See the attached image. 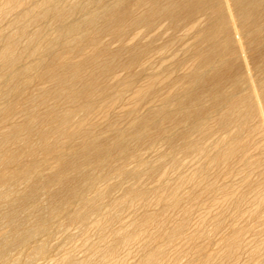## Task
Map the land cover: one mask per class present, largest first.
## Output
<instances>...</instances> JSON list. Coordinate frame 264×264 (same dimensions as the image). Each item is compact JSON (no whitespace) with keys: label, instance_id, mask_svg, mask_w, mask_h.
<instances>
[{"label":"bare ground","instance_id":"obj_1","mask_svg":"<svg viewBox=\"0 0 264 264\" xmlns=\"http://www.w3.org/2000/svg\"><path fill=\"white\" fill-rule=\"evenodd\" d=\"M27 1L5 0L3 4H0L2 15L0 18L6 17L9 12L11 14L15 8L24 6ZM127 1L129 0H78L76 2L74 0V3L66 4L67 0H39L31 8L21 11L17 9L19 14L13 24L16 26L15 31L11 32L7 29L8 33H0V44H2L0 47V97L2 99L15 97V100L0 106V124L4 123L5 126L7 123L6 129L0 130V221L9 228V234L0 239V264H10L11 261L13 264H25L24 256L15 257L18 254L12 256L13 249L22 252L31 247L32 255L26 258L32 261L39 257H46L50 252V250L47 252L46 248L48 238L55 234L53 221L63 212L68 213V221L78 224L83 233H87L94 227L102 237L106 234L112 221L122 217L121 212L125 210L124 207L127 203L131 206L138 204L149 206L152 202L160 203L162 209L159 208L162 215L177 208L180 209V205L185 199L179 191L181 183L171 185L162 179L163 186L160 190L147 189L142 185L135 186V183L140 181L144 174L152 177L155 170L166 171L169 169V167L163 168V165L166 164L164 160H161L157 165L146 160L144 157L146 151L158 150L160 147L158 143L161 142L172 151H179L185 156L193 155L198 160L206 158L211 165L226 164V168L230 170L233 162L231 160L239 152H243L241 155L243 158L246 155L247 144L243 142L241 136L244 125L257 115L264 122V81L257 79L253 72L254 70L260 72L264 70V0H226L227 8L224 5L225 0H136V4L147 5V11L141 14H135L130 5L131 2L127 3ZM201 11L205 12L209 18V26L202 37L210 42L206 47L196 51V61L188 73L174 80L171 79L170 84L173 89L162 95L161 105L134 117L125 129L119 127L113 129L112 126L106 135H96L92 127H87L89 116L95 114L96 111L101 110L107 113L106 111L109 110L111 113V107H116V104L122 101L125 89L133 84L132 79L136 74L131 77L133 72L130 76L128 75V78L117 82V84L111 82L113 86L117 85L113 89L107 79L110 77L109 75L115 73L116 68L119 67L131 69L138 62L140 63L139 60L144 53L143 51V53L139 52L137 46L132 44L130 52H128L129 56L124 51L128 58L126 60L122 58L120 61L117 59L118 50L109 49L108 45L101 42L100 35L108 33L114 37L122 38L131 29L142 27L146 33L156 27L157 21L159 22L163 17L168 20V25L175 29L194 21ZM42 20L53 21L55 27H51L53 28L52 32L47 33V29L39 27L30 33L29 23L36 22L38 26L40 25L39 21L44 24ZM45 26L48 27V24ZM24 36L27 37V40L22 44ZM108 37L103 39L106 41V39H110ZM57 46H60L59 50L56 49ZM19 49L21 51H18ZM123 49L125 48L123 47ZM26 54L34 57V61L24 63L22 60ZM218 56H224L220 65L210 73L203 72L202 68L211 65ZM239 57L244 60L246 71L243 70L245 65L239 62ZM128 74H130L129 71ZM35 78L49 84L38 87L37 94L25 96V88ZM155 81L157 79H151L147 84L135 89L133 98L136 104L142 99H146L154 91ZM245 81H249L250 90L247 93H240L239 89ZM228 87H231V90L227 93L225 90ZM29 89L30 93L33 92L28 86ZM22 97L25 98L24 102L27 100L29 103L27 102L28 104L25 106L22 104L21 107L18 104V99ZM206 97L209 98L208 103L205 101ZM49 100H52L53 103H49ZM53 100L58 104L60 101L61 104L65 102L64 105L67 103L71 107L60 109L59 107L62 106H56L57 104L55 105ZM134 110L135 107L129 111V114ZM18 112L23 114V120L20 121L19 113L15 117L19 116L17 118L19 122L18 120L13 121L12 118ZM77 112H81L80 115L83 114V117L74 120ZM208 118H213L215 125L208 123ZM95 119H93L94 122ZM94 122L92 121L93 124ZM116 122L118 123L117 120ZM165 123H170V128L166 127ZM234 124L236 127L232 128ZM1 126L3 128L2 124ZM219 132L221 135L216 137ZM193 133L194 135L198 133V137L191 138ZM33 135L37 136V144H33L35 141L32 143ZM213 136L211 143L204 145V142ZM77 138L80 141L73 145ZM16 143H20L18 147L9 148L8 145ZM143 145L145 146L144 152L141 150ZM39 150L43 153L41 160L35 156ZM25 155L31 156L30 161H23ZM54 156L58 157V160L57 163L52 164L50 160ZM167 156L169 157V153L162 151L159 157L163 159ZM259 158L262 159V157ZM116 159L120 162L114 163ZM131 162L136 164L129 167ZM193 163L190 167L193 166ZM14 164L15 166H13ZM180 164L173 155L170 169H178ZM206 165L207 163L201 164L199 168L201 170L199 178L202 181H204L203 172L206 170ZM43 166L52 167L48 173L44 174ZM113 178L115 180L111 181ZM125 180L136 181L128 186L126 195L121 198H114L113 195H110L114 188L123 186ZM156 182L160 184L158 180ZM21 185L24 187L18 189ZM207 186L211 190L215 188L213 182ZM224 194V200L232 198V194L228 190L224 191ZM42 195L46 196L48 201L46 204H42ZM110 196L112 197L110 198ZM107 197L110 199L108 198L109 200L106 201ZM194 198L198 197L195 195ZM237 202H241L240 198ZM256 203L257 206L253 210L260 218L264 205V190L257 196ZM70 207L73 208L70 209ZM151 208L156 210L155 207L153 209L151 206ZM185 212L188 214V210L185 209ZM33 215L35 219L27 223L26 221ZM222 215L224 216V212ZM128 217L130 218V216ZM157 218L153 213L146 211L137 227L131 232H126L125 228L116 226L115 229L112 228V234L114 236L116 234L117 239H113L112 243L108 241V244L94 243L92 245L91 250L98 253V258L88 256L89 258L78 260L73 253H68V250V254L65 252L63 261L65 264H95V262L97 264H120L123 261V258L120 257L122 252L119 254L120 249L136 242L139 243V239L147 233L148 226L155 221L158 222ZM239 220L241 221V219ZM161 223L166 224L164 220L159 221L157 224L160 228ZM220 223V220H216L214 229L219 228ZM72 226L70 230H72ZM185 228L186 222L185 219H182L167 233V244H175L178 239L186 237L195 240L204 234V230H202L187 236ZM153 229L155 228H152V232ZM244 229L246 230L240 225L233 226L229 233H225L226 237L223 238V243L226 258L237 257V252L242 247L241 239ZM220 230L222 231V229ZM6 231L8 232V230ZM42 236H46V239L40 238ZM94 236L96 235L94 234ZM156 236L158 235L156 234ZM245 237L243 238L245 239ZM150 240L148 239V242ZM157 242L159 243V241ZM262 244H255L253 249L249 248L248 250L252 249V253L258 255L263 247ZM198 248L203 250L202 246ZM127 252L125 251V253ZM145 253L140 264H160V258L164 255L165 249L162 247L151 248ZM125 256L128 257V255ZM129 256L131 257V255ZM211 257V255H206L202 261L200 260V264H209L208 261ZM53 259L52 262H54ZM259 264H264V260Z\"/></svg>","mask_w":264,"mask_h":264},{"label":"rangeland","instance_id":"obj_2","mask_svg":"<svg viewBox=\"0 0 264 264\" xmlns=\"http://www.w3.org/2000/svg\"><path fill=\"white\" fill-rule=\"evenodd\" d=\"M4 1L5 0H0V4H3ZM37 1H39V0H28L24 6L15 8L14 10L11 11V14L9 12L7 15L8 17L3 16L2 18H0V20H2L1 21L2 23L0 22V33L1 32L2 33H4V32L8 33L7 29L11 32L15 31L16 26H14L13 24H15L14 21L19 14L17 9L19 11H21L22 9L25 10V9L31 8L32 6H35ZM67 1L69 2V0H67ZM76 1H78V0H75V2ZM68 2H66V4H71V3H74V0H72V1L70 0V3H68ZM127 3H130V5L133 7V11L135 14H141V13H145L147 11V9H146L147 5H143L144 3L143 4L142 3L136 4V0H129V1H127ZM224 5L227 8L226 0H225ZM198 15H197L198 17L194 21L189 22L187 25L180 26V27L175 28V29H174V27H170L168 25V20L163 17L161 20H159V22L157 21V25H155L156 27H154L152 30H150L149 32H146V33H144L145 31H144V28L142 27L143 29L142 28L131 29L130 30L131 33L129 31L127 33V35L123 36L122 38L114 37L108 33L104 34L103 36H102V34L100 35V40L103 44L108 45L109 49H111L113 51L118 50L117 59H120V61H122L121 60L122 58L125 60L128 58L127 54L129 56L128 52H130L132 44H134L133 46H137V48L139 49L138 50L139 52H141V53L144 52V53L141 55V58L139 60L140 63L138 62L137 63L138 65L136 64L137 66L134 65L131 69L119 67V68H116L117 73L115 72L112 75H109L110 77L107 79L110 81L109 82V85H110L111 82L117 84V82L124 81L126 78H128V75L130 76L133 72H134V74H132L131 77H133L136 74L135 77H133V79H132L133 84L130 87H128L127 89H125L123 99L121 102H119L120 104L118 103V104H116V107L115 106H113V108L111 107V109H112V111L110 109L111 113L109 112V110L106 111L107 113H105V111H101V110L96 111L97 113L95 112V114L93 113L91 115L92 117L89 116V118H88L90 120H87V122H88V123H86L87 127L88 126L92 127L94 130V133L96 135H106V134H108L107 131L110 130L112 126L114 127L113 129H116L118 127L125 129L129 126L131 119L153 109V107L161 105L160 99H161V97H163L162 95H164L165 93H167L173 89V88H171V84H170L171 81L174 80L175 78L181 77L183 74L188 73L190 71L189 69L191 68L192 64L196 61V56H195L196 51L198 49H202V48L206 47V45H208L210 42L208 40H204L202 37L203 33H205V31L207 30V28L209 26V18L207 17L206 13L202 12V11L199 12ZM1 16L2 15L0 13V17ZM262 19H263V17H262ZM42 21H44V24L40 23L41 21H39L38 24H40V25H38V26H37L36 22H34L33 24L29 23V32L32 33L39 27L47 29V33L52 32V29L55 27V26H53V21L52 22L49 20H46V21L42 20ZM46 22L48 24V27L45 26V25H47ZM30 24H32V25H30ZM41 24H43V25H41ZM49 26H50V28H49ZM11 27H12V30H10ZM51 27H53V28H51ZM13 28H15V29H13ZM136 31H137V33H135ZM105 36L106 37L109 36L108 38H110V39H108V40L106 39V41H105L104 40L106 38ZM26 40H27V37L24 36V39H22V44L26 43ZM123 40H125V41H123ZM1 46H2V44H0V47ZM123 47L125 49H123ZM121 48H122V50H121ZM145 48H147V49H145ZM20 49L18 51H21ZM56 49L59 50L60 46H57ZM126 50H127V52H126ZM120 51L122 52L123 55L121 54ZM124 51L127 54H125ZM249 54H251L250 51H249ZM124 55L126 58L123 57ZM119 56L120 57L122 56V57L120 58ZM228 56H225V57H228ZM223 57L224 56L216 57L213 60L211 65H207V66H204L202 68L203 72L210 73L216 66L220 65ZM78 58H79V56H78ZM238 60H239V62H242L245 65L242 57H239ZM22 61H24V63H30V62L34 61V57H31V56L26 54V55H24V58ZM120 68H121V70H120ZM117 69L120 72H118ZM133 69H134V71H133ZM243 70H245V71L247 70L246 65L243 66ZM128 71L130 74H128ZM253 72L256 75L257 79H261L262 81H264V70H262L261 72L254 70ZM151 79L152 80L157 79V81H155L156 87L154 86V91H152L146 97V99L144 98L136 104L134 101V98H133L135 89L137 87H140L142 85L147 84L148 81ZM37 82H38V84H36ZM107 83H108V81H107ZM45 84H49V83L48 82H42L41 80H38L35 78L30 84H28L29 88H31L33 91L31 93H33V94L30 93L31 90L30 89L28 90V86H27L25 88L26 93L24 92L25 96L26 95L32 96V95L37 94L39 92L38 89ZM116 84H114V85L117 87ZM246 85H247V87H246ZM115 86H113L112 84L110 85V87H112V89L116 88ZM243 86H244V88H243ZM243 86H241V88L239 89L240 90L239 92L240 93H247L251 87L249 81L248 82L245 81ZM121 87H123V86H121ZM34 90H36V91H34ZM230 90H231V87L230 88L228 87L225 91L228 93V92H230ZM34 92H36V93H34ZM154 94H155V96H154ZM21 99H18L19 106H21L22 104H23L22 106H25L29 103V101H27V100H26V102L23 101V100H25L24 97H22ZM13 100H15V97H10V99L9 98L8 99H2L0 97V106H3L7 102H10ZM53 101H54L55 105L57 104L56 106H58V105L62 106V107H59L60 109H65L64 107L69 106V104H67V103H66L67 106H66V104L64 105L65 102H62V104H61V101H60L58 104V102L55 103V100H53ZM133 101H134V103H132ZM205 101H207V103H208L209 98L206 97ZM49 103H53L52 100H49ZM69 107H71V105ZM133 107H135L134 112H131L129 114V111L132 110ZM42 108H44V107H42ZM224 108H226V107H224ZM103 112H104V115H103ZM80 113L81 112L76 113V115L74 116V118H75L74 120H77L78 118L80 119L83 117V114L80 115ZM18 114H19V116L21 115L19 118L20 121L23 120V118H24L23 114L21 112H18L12 118L13 121L18 120V122H19V119H17L19 116L17 118H15ZM257 116H254L252 119H250L244 125V127H243L244 131L242 130V133L240 132L241 136L243 137V142H246V144H247L246 155H245V158H243V156H241V155H243V152H239V154H237V156H235V158L233 160H231L233 162L231 163L232 168L230 170H228V168H226L227 167L226 164L225 165L221 164L222 166L221 165H211L209 160H207L206 158H202L201 160H198V158H194L193 155L185 156L184 153H181L179 151H172L171 149H168L167 145H163V143L160 142V144L158 143V145H160L158 150H151V151L147 150L145 155L143 154L144 157L146 158V160H149L150 162H152L153 165H157L160 163L161 160L162 161L164 160V163H166L168 165H166V164H165V166L163 165V168L169 167V169H170L172 156L174 155L177 158V160L179 161V163H181L178 166V169L177 168L175 170H173L174 168L173 169L171 168L170 170L168 169L169 171L172 172V173L170 172L171 175H170L168 170H166V171L165 170H155V173L153 175L154 177L153 176L148 177L147 174L146 175L144 174L145 176L143 175L144 177L142 176V179L140 181H137V182L135 180H131V181L125 180L122 184L123 186L114 188L110 194V195H113L114 198L124 197L127 193L126 189L128 188V186L131 185V183H134V182H136L135 186H141L142 185L144 188H147V189L150 188L151 190H154V189L160 190L163 186L161 183L162 179H164L163 181H167L171 185L181 183V186L183 188L180 186L179 191L182 195H184L185 199L182 201V203L180 205L181 207L179 206L180 209L177 208L174 211L173 210L171 212L169 211L170 213L168 212V213H165L164 215H162L161 211H160L162 209V207H160V206H162V205H159L160 203L152 202V203H150L149 206H143L141 204L131 206V204L127 203L128 205L125 204L124 208L128 212L123 210L121 212V215L123 214L122 217H120V219L112 221L111 226L107 229L106 234L102 237H101V234L99 233V231L96 228L94 229V227H92L87 233H83L81 231L80 227H78V224H73L70 221H68V219H67L68 213L63 212L62 215H59L58 217L55 218V221H53L54 223L52 225H53V227H55V234L52 237L48 238V243L46 245V248L48 249L47 252L49 250H50V252L47 253L46 257H39L33 261L26 258L27 256L32 255L31 251L33 252V249L31 247L27 248L25 251H22V252H21V250L18 251V249H16V250L13 249L11 252L12 256H14L16 254H18V255H16L15 257H18L19 255H20V257L24 256L25 259H24V257H23V259L25 260V264H29V263L35 264L36 261L39 259H42V260L38 261L39 264H47L48 262H49V264H56V263L60 264L61 262H62V264H65V261H63V257L68 253H73L75 258L78 260L86 259L88 256L89 257H95L96 256L95 258H98V253H95L91 250L92 245L94 243H98V244H100V243L106 244L107 243L108 244L109 242L112 243L115 239H117L118 236L116 234H115V236H114V234H112V228L113 229H115L116 227L117 228H119V227L125 228L126 232H131L132 230H134L137 227L138 223L142 219V216L147 211V212L153 213L156 218L158 217L157 218L158 222L155 221L148 226L147 233H145L143 235V237L141 239H139L141 243L136 242V243L130 245L131 247L126 246V247H122L120 249L119 254L122 252L120 254L121 255L120 257L123 258V261L120 264H140L142 261V258H144L145 254H146L145 252H147L148 250H151V248L156 249L159 247L164 248L165 253H166V254L164 253V255L161 256L160 264H166V263L167 264H178V263L179 264H200L201 263L200 260L202 261L206 255L212 256L210 258V260L208 261L209 264H254V262H255V264L261 263L264 260L263 259L264 258V214H263L264 213V205L262 207L260 218L257 217V214L254 213L253 209L256 208V206H257V203H256L257 196L260 195L261 192L264 190V172H263L264 171V122H263V120L260 119L261 117L259 115H257ZM93 119H95V122ZM110 119L112 122L110 121ZM119 119H120V121H119ZM116 120L118 121V123L116 122ZM92 121L94 122V124L92 123ZM113 123L115 124V126ZM208 123L215 125L213 118H211V119L208 118ZM1 124L3 125V128L1 126ZM1 124H0V130L6 129L7 123H5V126H4V123H1ZM165 126L166 127L169 126V128H170L171 124L165 123ZM234 126L236 127V125L234 124V125H232V128H235ZM245 126H246V129H244ZM95 128H96V131H95ZM97 131H98V134H97ZM245 131H246V133H245ZM220 133L221 132L217 133L216 137H217V135L218 136L221 135ZM193 135H194V133L191 135V138L198 137V133H195L194 136ZM213 138H214V136L211 139L206 140L204 142V145L210 144L211 141L213 140ZM33 141H35V142L33 143ZM37 141H38L37 136L33 135L32 136V143L37 144ZM79 141H80V139L77 138L73 145H76ZM19 144L18 143L13 144L14 147H12L13 146L12 144H11L12 146L11 145H8V146H9V148L14 149L15 147H18ZM162 145H163V147L161 148ZM144 148H145V146L143 145L141 147V150L143 152L145 151ZM162 151L168 152L169 157L167 156V157L161 159V157H159V156H160ZM158 153H159V155H158ZM179 153H181V154H179ZM42 154H43L42 151L39 150L37 152V155H35V156L39 160H41ZM28 156L29 155L23 156V161H26V160L30 161L31 156H29V157ZM151 156H152V158H151ZM170 157H171V160H170ZM259 157H262V159ZM184 158H186V159H184ZM57 160H58V157L54 156L53 158H51L50 162L52 164H55V163H57ZM118 161L120 162V160L116 159L114 163H118ZM193 161H194V163H193ZM199 161H200V163L198 164ZM192 163H193V166L190 167V165H192ZM206 163H207L206 170H205V172H203L204 181H202L201 178H199V174L201 173V170H199V168H200L201 164H206ZM135 164L136 163L132 164V162H131V165H129V167H132ZM13 166H15V164ZM180 166H182V167H180ZM51 167L52 166H50V167L49 166H46V167L43 166L42 167L43 173L44 174L48 173L51 170ZM249 167H251L252 169ZM251 170H252V172H251ZM164 172H165V174H164ZM233 174H234V177H233ZM251 174H252V176H251ZM188 176H189V178H188ZM210 176H211V178H210ZM146 177H147V179H146ZM228 177H230V178H228ZM149 178H151V179H149ZM114 180H115V178H113V180H111V181H114ZM147 180H149V181H147ZM152 180H153V183H152ZM157 180L160 182V184L158 182H156ZM210 182H213L215 185V188L213 190L209 189L207 186V184H209ZM252 182H253V184H252ZM23 187H24V185H21V187H19L18 189H21ZM121 187H122V189H121ZM228 188H230V189H228ZM116 189H118V190H116ZM227 190L229 192H231L232 198L226 201V200H224V196H225L224 191H227ZM158 192H162V191H158ZM186 192H188V193H186ZM166 193L167 192L165 191V194ZM192 193H193V195H192ZM222 193H223V195H222ZM186 194H187V196H186ZM237 194H240V195L238 196ZM195 195L198 198H194ZM111 197L112 196H110V198ZM247 197H248V199H247ZM108 198L109 197H107L105 200L107 201ZM236 198H237V200H236ZM238 198H240L241 202H237ZM41 200H42V204L43 203L46 204L48 202L45 195L41 196ZM232 201H233V204H232ZM241 204H242V206L243 205L244 206L242 207ZM142 206H143V208L141 209ZM151 206L153 207V209L155 207L156 210H152ZM232 206H233V209H232ZM248 206H249V208H248ZM245 207L247 210L245 209ZM72 208L73 207H70V209H72ZM130 208H131V211H130ZM150 209H151V211H149ZM185 209L188 210V214L185 212ZM227 210H228V212H227ZM154 211L156 214L154 213ZM237 211H238V213H237ZM112 212H114V211H112ZM178 212H179V214H178ZM223 212H224V216L222 215ZM214 213H216V214H214ZM228 213H230V214L228 215ZM236 213L238 214V216ZM178 215H179V217H178ZM217 215H218V217H217ZM128 216H130V218ZM169 217H171V218H169ZM223 217H225V218H223ZM34 219H35V216L33 215L26 222L29 223L30 221H32ZM122 219H124V220H122ZM182 219H185V222H186L185 232H186L187 236L189 234L196 233V232H199L202 230H204L203 231L204 234L201 236V238H198L195 240H192V239H189L186 237V238L178 239L176 241L177 244L176 243L175 244H167V241H166L167 240L166 239L167 233L170 232L171 229ZM186 219H187V221H186ZM239 219H241V221ZM125 220H126V222H125ZM163 220L166 222V224L165 223L162 224L163 223L162 222L161 223L162 225L160 224L161 225V228H160L157 223H159V221L161 222ZM210 220H212V221H210ZM216 220H220L221 223H220L219 228L214 229ZM135 221H137V223H135ZM119 222L121 223V226H120ZM237 222H239V223L241 222V223L239 224ZM126 223H128V224L126 225ZM116 224H118V225H116ZM132 224H134V225H132ZM207 224H208V226H207ZM154 225H155V227H154ZM169 225H170V227H169ZM228 225H229V227H228ZM239 225H240V227L246 228V230L244 229L245 231H244L242 239H241L242 240V247H241L242 250L241 249L238 250L236 258H233V259L231 257L226 258L224 255V251H225L224 249L225 248H224V243H223L224 239L223 238L226 237L225 233H229L233 226H239ZM71 226H72V230H70ZM152 228H155V229H153V232H152ZM220 229H222V231ZM6 230H8V232ZM91 230H93V231H91ZM217 230H218V232H217ZM2 232L3 233L5 232V233L3 234ZM92 232L96 236L93 237L94 234ZM8 234H9V228L5 225V223L0 221V239L4 236L8 235ZM56 234H57V237H56ZM79 234H80V237H79ZM156 234L158 236H156ZM76 235L79 239L76 237ZM149 235L150 236L152 235L153 238H152V236L150 237ZM159 235L161 236V240H160ZM213 235H215V236H213ZM245 235H246V237H245ZM258 235H259V237H258ZM109 236H110V239H109ZM243 237H245L246 240ZM40 238L46 239V236H42ZM80 238H81V240H80ZM89 239H90V241H89ZM148 239L149 240L151 239L150 240L151 242L150 241L148 242ZM205 239H206V241H205ZM50 241H51V243H50ZM153 241L155 242V244ZM157 241H159V243ZM250 241L252 243H249ZM66 242H67V244H66ZM204 242H205V244H204ZM262 242H263V244H262ZM258 243H261L263 247H262V249L258 255H254L252 253V249L255 246V244H258ZM68 244H70L69 245L70 248L68 247ZM135 244H136V246H135ZM159 244H161L162 246ZM164 244L166 247L163 246ZM54 245H55V247H54ZM199 246L200 247L202 246L203 250L199 249L198 248ZM137 247H139V248H137ZM170 247H172V248H170ZM177 247H178V249H176ZM222 247H223V249H222ZM249 248H252V249L248 250ZM87 249H88V252H87ZM123 249H124V252H123ZM144 249H145V251H144ZM205 249H207V250H205ZM131 250L133 253L131 252ZM208 250H210V251H208ZM67 251H68V253H67ZM125 251H128V252L125 253ZM178 251L183 255H181ZM205 251H206V253H205ZM20 252H21V254H20ZM65 252H66V254H65ZM135 252H137V253H135ZM138 252H140V253H138ZM183 252L185 253V255ZM190 252H191V254H190ZM243 252H245V253H243ZM89 253H90V255H89ZM125 255H128V257ZM129 255H131V257ZM60 256H62V257H60ZM52 259L54 262H52ZM211 259L213 260V263H212ZM215 259H216V261H215ZM224 259H225V262H224ZM228 259H229V261H228ZM171 261H173V262H171ZM247 261H249L250 263ZM11 262L12 263H10V264H13V261H11ZM38 262L36 264H38ZM95 264H97V262H95Z\"/></svg>","mask_w":264,"mask_h":264}]
</instances>
